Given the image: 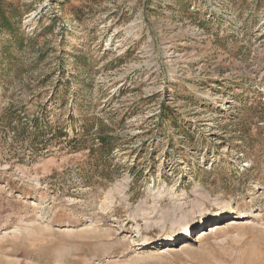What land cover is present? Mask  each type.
<instances>
[{
  "label": "rangeland",
  "instance_id": "374dc122",
  "mask_svg": "<svg viewBox=\"0 0 264 264\" xmlns=\"http://www.w3.org/2000/svg\"><path fill=\"white\" fill-rule=\"evenodd\" d=\"M0 6V264H264V0Z\"/></svg>",
  "mask_w": 264,
  "mask_h": 264
},
{
  "label": "trees",
  "instance_id": "16d2710c",
  "mask_svg": "<svg viewBox=\"0 0 264 264\" xmlns=\"http://www.w3.org/2000/svg\"><path fill=\"white\" fill-rule=\"evenodd\" d=\"M16 11L15 9H11L6 16V12L2 10L0 6V30H7L11 33V28L14 26ZM13 35V34H12ZM15 37V36H14ZM28 128L30 129V135L35 140V142L40 145L44 143V141H51L53 139H62L66 133L60 130L58 127H53L50 125L49 120L42 118L41 116H35L30 122ZM23 129V128H22ZM26 130V129H25Z\"/></svg>",
  "mask_w": 264,
  "mask_h": 264
},
{
  "label": "bare ground",
  "instance_id": "6f19581e",
  "mask_svg": "<svg viewBox=\"0 0 264 264\" xmlns=\"http://www.w3.org/2000/svg\"><path fill=\"white\" fill-rule=\"evenodd\" d=\"M218 212H221V211H218ZM222 213V212H221ZM215 215V214H214ZM213 215V216H214ZM217 216V215H216ZM237 217H245V215H240V216H237ZM215 225H218L217 223L215 224ZM220 225V224H219ZM214 225H211L210 227H213ZM190 224H188V225H186L185 226V228H186V231H188V229H190ZM215 227V226H214ZM219 226H216L215 227V229H217ZM185 228H184V230H185ZM183 230V231H184ZM213 229L211 228V231H212ZM201 231H203V230H201ZM206 231V230H205ZM183 233V232H182ZM199 233V232H198ZM206 234V232H204L202 235H200L198 238H200L201 236H203V235H205ZM176 234H170V235H167L166 236V238L164 239V240H169V239H172L174 236H175ZM177 237H179V236H177ZM177 237H175V238H177Z\"/></svg>",
  "mask_w": 264,
  "mask_h": 264
}]
</instances>
